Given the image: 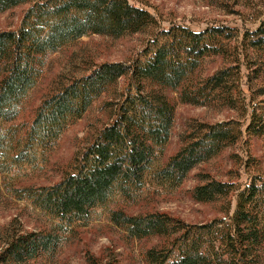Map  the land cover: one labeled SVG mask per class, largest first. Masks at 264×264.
I'll use <instances>...</instances> for the list:
<instances>
[{
    "label": "trees",
    "instance_id": "16d2710c",
    "mask_svg": "<svg viewBox=\"0 0 264 264\" xmlns=\"http://www.w3.org/2000/svg\"><path fill=\"white\" fill-rule=\"evenodd\" d=\"M31 2L0 0V13ZM155 25L149 12L129 0H46L26 12L19 30L0 32V156L15 153V160L32 156L35 147L59 136L69 116L81 115L80 103L96 88L111 86L128 76L132 81L115 120L100 131L73 172L50 187L22 191L35 208L58 223L50 231L8 233L0 250V264H44L62 247L64 224L90 217L94 209L109 201L115 188L122 187L124 192L128 186L139 189L152 179L161 188L176 190L198 165L242 137L237 122L199 125L175 156L164 166L155 167L157 149L169 141L174 123L175 106L163 94L165 89L179 92L184 104L222 102L239 109L242 116L250 117L246 133L264 136V109L261 114L247 110L241 84L246 63H252L256 55L261 59V53L264 60V21L257 31L244 35L240 47H231V35L221 29L199 33L180 29L181 35L178 29L163 31L167 41L146 65L103 64L44 100L29 126L4 129V124L18 118L19 108L36 87L49 54L86 36L119 39ZM216 36H225L230 42L216 43ZM211 57L230 66L194 82L192 76ZM147 85L158 90L147 91ZM259 93L264 95V89ZM23 131L24 137L15 141ZM234 189L233 184L210 181L194 188L192 198L197 203H212L229 197ZM110 220L134 239H171L166 249L147 252V264H253L264 250V185L258 187L253 180L239 194L229 222L215 220L195 226L167 214L128 216L123 211L113 212Z\"/></svg>",
    "mask_w": 264,
    "mask_h": 264
},
{
    "label": "rangeland",
    "instance_id": "374dc122",
    "mask_svg": "<svg viewBox=\"0 0 264 264\" xmlns=\"http://www.w3.org/2000/svg\"><path fill=\"white\" fill-rule=\"evenodd\" d=\"M46 0H32L0 13V32L20 29L26 12L35 4ZM132 5L149 12L155 27L145 32L114 39L107 36L90 35L49 54L44 61L42 75L36 87L29 93L19 108L16 121L4 124L10 127L29 126L41 103L58 93L74 81L90 75L103 64L127 66L146 65L154 51L166 43L163 31L178 29L196 33L221 29L232 37H215L213 41L241 46L244 35L259 29L264 21V0H129ZM171 43V40L169 41ZM169 43V44H170ZM246 63L242 72V89L247 110L263 113L264 89L263 54ZM263 65V66H262ZM230 64L220 58H208L192 79L201 82L219 69ZM248 67V69H247ZM130 76L116 84L96 88L81 106L80 116H69L61 125V132L50 143L34 148V154L15 160V153L0 156V250L8 233L50 231L58 223L52 216L35 208L26 199L23 190L36 191L59 183L67 173L73 172L78 160L100 131L115 120L118 107L128 96L131 88ZM152 86V85H150ZM147 85L146 90H158ZM175 106L173 128L169 141L160 147L154 166H164L185 144L186 138L202 124L240 123L243 135L240 140L215 158L198 165L190 172L180 188L170 191L159 187L152 179L143 188L122 187L113 190L109 201L94 209L88 218L66 223V234L57 254L44 260V264H147L146 255L151 249L163 250L171 239L153 237L134 239L110 220L111 214L123 211L128 216L150 213L167 214L186 225L202 226L215 220L229 222L236 210L239 194L253 180L258 187L264 185V136L250 137L246 133L250 123L239 109L225 106L222 102L208 105L184 104L179 92L162 91ZM135 90L131 96H135ZM56 129L54 130V133ZM58 132V129H57ZM54 133L53 136L55 135ZM21 132L15 141L24 137ZM210 181L233 184L235 189L227 198L212 203H197L192 191ZM253 264H264L261 258Z\"/></svg>",
    "mask_w": 264,
    "mask_h": 264
}]
</instances>
